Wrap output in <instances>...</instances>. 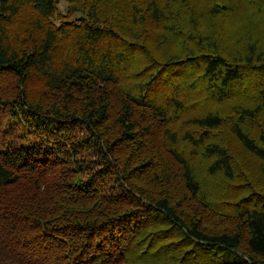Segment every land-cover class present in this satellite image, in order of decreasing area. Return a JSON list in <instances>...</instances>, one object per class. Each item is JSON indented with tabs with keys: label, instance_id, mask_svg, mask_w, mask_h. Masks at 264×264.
<instances>
[{
	"label": "trees",
	"instance_id": "16d2710c",
	"mask_svg": "<svg viewBox=\"0 0 264 264\" xmlns=\"http://www.w3.org/2000/svg\"><path fill=\"white\" fill-rule=\"evenodd\" d=\"M0 264H264V0H0Z\"/></svg>",
	"mask_w": 264,
	"mask_h": 264
},
{
	"label": "rangeland",
	"instance_id": "374dc122",
	"mask_svg": "<svg viewBox=\"0 0 264 264\" xmlns=\"http://www.w3.org/2000/svg\"><path fill=\"white\" fill-rule=\"evenodd\" d=\"M59 7H60L61 12H64V11H65V8H66V3H65V1H61Z\"/></svg>",
	"mask_w": 264,
	"mask_h": 264
}]
</instances>
